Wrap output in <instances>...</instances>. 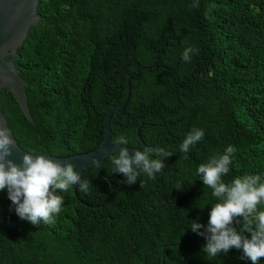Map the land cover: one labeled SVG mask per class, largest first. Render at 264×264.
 I'll use <instances>...</instances> for the list:
<instances>
[{
    "label": "trees",
    "instance_id": "1",
    "mask_svg": "<svg viewBox=\"0 0 264 264\" xmlns=\"http://www.w3.org/2000/svg\"><path fill=\"white\" fill-rule=\"evenodd\" d=\"M194 3L39 0L38 22L13 57L34 123L0 90L17 143L53 155L96 147L129 78L128 100L111 114V141L123 135L141 149L143 139L173 155L155 179L141 174L129 185L113 172L118 150L108 153L80 174L91 181L88 194L57 190L64 202L51 224L21 219L0 191V264H252L236 248L208 257L205 237L190 225H206L218 202L196 175L210 156L232 145L224 181L264 180V0ZM189 46L195 51L185 62ZM193 127L204 137L185 154L180 144Z\"/></svg>",
    "mask_w": 264,
    "mask_h": 264
},
{
    "label": "clouds",
    "instance_id": "2",
    "mask_svg": "<svg viewBox=\"0 0 264 264\" xmlns=\"http://www.w3.org/2000/svg\"><path fill=\"white\" fill-rule=\"evenodd\" d=\"M193 6H199L198 0ZM194 51L191 46L185 48L182 53L185 62H191L190 54ZM203 137V129L193 127L180 144V151L187 154ZM13 143L11 130L0 124V191L7 190L8 198L16 206L15 212L21 219L33 225L51 224L62 211L64 202L63 196L56 194L57 190L63 193L72 186H78L81 193L90 192L91 181L82 179L71 163L62 165L44 155L33 156L27 152L22 163L17 165L8 159ZM113 144L128 145L129 141L121 135ZM235 151L234 146L229 145L223 153L210 156L206 163L197 167L196 175L212 189V196L218 202L212 205L207 226L197 219L192 221L190 228L205 237L202 251L208 257L227 254L231 248H236L242 249V259L260 264L264 258V210H259L258 205L264 203V180L258 174H245L225 182L223 177L230 171ZM115 152L117 154L110 156L113 172L123 174L126 180L122 183L129 185L136 183L141 174L155 179L165 166L164 160L173 155L159 145L147 147L144 151L135 150L134 153L127 147ZM140 186L143 187V182ZM238 217L243 218L242 230L234 226V221L241 224L236 219Z\"/></svg>",
    "mask_w": 264,
    "mask_h": 264
},
{
    "label": "water",
    "instance_id": "3",
    "mask_svg": "<svg viewBox=\"0 0 264 264\" xmlns=\"http://www.w3.org/2000/svg\"><path fill=\"white\" fill-rule=\"evenodd\" d=\"M39 0H0V90L9 89L24 115L33 122V117L29 110L27 95L25 91L26 81L19 74V69L15 66L13 57L17 53V48L22 45L23 40L27 36V31L32 24L38 22L39 13L37 11V5ZM133 73V72H131ZM128 74V77L131 75ZM130 81L129 78L126 82V94L123 100L113 103L107 110L104 119V137L100 144L96 147L82 151L78 153L68 155H53L40 153L35 151H29L22 148L16 141L11 132V138L14 143L11 146V156L8 159L12 160L17 165L22 163V157L27 152L32 153L33 156L36 154L44 155L46 158L53 159L54 161L60 162L62 165L71 163L78 170V174L89 165H95L97 162L102 160L108 153L119 150L120 148L127 147L131 153L135 150L144 151L149 145L141 139L138 133L143 147L141 149L130 145H114L111 141V127L110 118L114 110L120 108L125 104L129 97ZM34 123V122H33ZM0 124L4 127L9 128L8 120L0 108ZM75 188V186H73ZM208 222L205 226H207ZM205 230V229H204ZM203 236L198 238L201 239ZM160 264H164L161 260Z\"/></svg>",
    "mask_w": 264,
    "mask_h": 264
}]
</instances>
